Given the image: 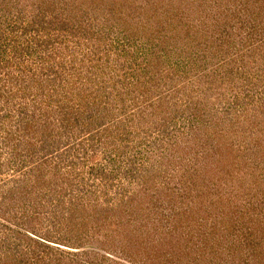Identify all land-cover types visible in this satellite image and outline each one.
Masks as SVG:
<instances>
[{"label":"rangeland","instance_id":"374dc122","mask_svg":"<svg viewBox=\"0 0 264 264\" xmlns=\"http://www.w3.org/2000/svg\"><path fill=\"white\" fill-rule=\"evenodd\" d=\"M0 264H264V0H0Z\"/></svg>","mask_w":264,"mask_h":264}]
</instances>
